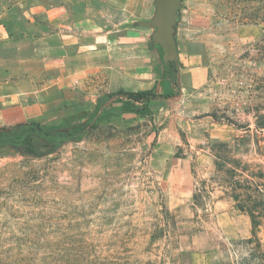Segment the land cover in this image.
I'll list each match as a JSON object with an SVG mask.
<instances>
[{
	"label": "rangeland",
	"instance_id": "1",
	"mask_svg": "<svg viewBox=\"0 0 264 264\" xmlns=\"http://www.w3.org/2000/svg\"><path fill=\"white\" fill-rule=\"evenodd\" d=\"M16 1L0 0L1 23ZM206 1L215 38L205 103L224 125L210 145L212 178L196 193L210 210L214 188L233 196L217 163L250 183L236 192L240 202L264 201V0ZM103 110L87 119L96 124L86 137L50 155H0V264H264V216L254 234L234 196L251 235L219 261L182 249L151 158L161 126L118 104Z\"/></svg>",
	"mask_w": 264,
	"mask_h": 264
},
{
	"label": "crops",
	"instance_id": "2",
	"mask_svg": "<svg viewBox=\"0 0 264 264\" xmlns=\"http://www.w3.org/2000/svg\"><path fill=\"white\" fill-rule=\"evenodd\" d=\"M156 5L157 0L16 1L14 13L0 22V128L30 120L64 127L89 119L101 99L99 112L107 109L111 93L153 90L158 96L144 117L161 126L151 158L161 166L165 207L181 233L179 244L219 261L232 240L251 235V220L223 189L210 192V210L194 197L212 178L210 145L224 126L205 103L215 19L206 0H183L175 31L177 87L165 75L155 29L139 23L153 17Z\"/></svg>",
	"mask_w": 264,
	"mask_h": 264
},
{
	"label": "trees",
	"instance_id": "3",
	"mask_svg": "<svg viewBox=\"0 0 264 264\" xmlns=\"http://www.w3.org/2000/svg\"><path fill=\"white\" fill-rule=\"evenodd\" d=\"M264 39V38H263ZM165 75L173 79L175 85L179 87L178 70L175 62L164 63ZM170 94H161L160 96H170ZM158 96L153 90H140L134 92L117 91L108 95L107 100L113 98L107 109L117 102H121L122 110L136 112L141 116L151 113L149 107L150 100ZM106 100V101H107ZM105 104V100H100L97 106V111L91 116L96 117L99 109ZM104 108L103 111H105ZM216 120H221L216 113H211ZM96 120H86L84 122L71 124L59 128H47L37 120L22 121L10 126L0 128V155L7 153L21 154L26 157L41 158L50 155L71 141H80L86 137L91 129L95 126ZM218 147L219 154H225L228 151L229 144L227 142H219L215 145ZM221 155H219L220 157ZM219 169L225 171V178L231 185L232 193L237 200V206L243 211H248L253 221V233L256 234L261 224V217L264 216L262 208L264 201L255 199L251 205H247L239 201V194L236 192L241 188H250L251 185L247 180L240 178L241 173L235 168L224 170V164L217 163ZM249 183V184H248ZM195 201L200 200V194H195Z\"/></svg>",
	"mask_w": 264,
	"mask_h": 264
},
{
	"label": "water",
	"instance_id": "4",
	"mask_svg": "<svg viewBox=\"0 0 264 264\" xmlns=\"http://www.w3.org/2000/svg\"><path fill=\"white\" fill-rule=\"evenodd\" d=\"M182 7L183 0H157L156 12L153 17L148 21L139 22L143 26H150L155 29L152 39L161 47L163 61L165 63L175 62L179 70L180 63L175 31ZM179 70L178 81H180Z\"/></svg>",
	"mask_w": 264,
	"mask_h": 264
},
{
	"label": "built area",
	"instance_id": "5",
	"mask_svg": "<svg viewBox=\"0 0 264 264\" xmlns=\"http://www.w3.org/2000/svg\"><path fill=\"white\" fill-rule=\"evenodd\" d=\"M112 100H113V98H112ZM112 102V101H111Z\"/></svg>",
	"mask_w": 264,
	"mask_h": 264
}]
</instances>
